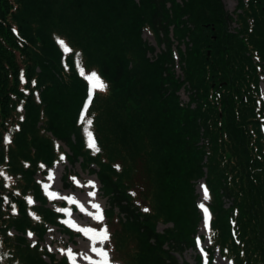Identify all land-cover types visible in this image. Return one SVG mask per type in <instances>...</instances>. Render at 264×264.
I'll use <instances>...</instances> for the list:
<instances>
[{"label": "trees", "instance_id": "trees-1", "mask_svg": "<svg viewBox=\"0 0 264 264\" xmlns=\"http://www.w3.org/2000/svg\"><path fill=\"white\" fill-rule=\"evenodd\" d=\"M236 2L0 0V264H70L44 236H75L72 206L36 180L62 156L97 177L124 264H191L201 179L208 264H264V0Z\"/></svg>", "mask_w": 264, "mask_h": 264}, {"label": "rangeland", "instance_id": "rangeland-1", "mask_svg": "<svg viewBox=\"0 0 264 264\" xmlns=\"http://www.w3.org/2000/svg\"><path fill=\"white\" fill-rule=\"evenodd\" d=\"M222 1L226 10L231 12L235 9L236 0ZM143 37L150 44L156 46L153 38L148 33L144 32ZM179 71L177 69V72ZM259 86L261 94L264 95L263 74L259 76ZM180 98L184 102L187 101V93L181 90ZM89 143L91 145L94 144L91 137ZM64 148L68 150L67 147L64 146ZM55 168L57 170L53 171ZM69 171L75 172L77 176L72 175V184L66 187L63 176ZM36 180L43 185V189L52 195L55 201H65L67 203L66 207L72 206L63 209L62 223L66 227L73 229L76 234L70 238L61 228L59 229L57 226L49 227L47 234L44 236V241L50 247L52 253L56 254L58 258L62 256L68 257L70 264H100L99 262L102 260V257L98 255V252L103 255V252L106 251L108 253L109 264H124L119 258L113 255L114 252L112 251L110 238L107 241H102L98 238L105 228L109 234L107 227L109 223L104 214V211L108 207V200L102 193L100 183L94 174L83 172L78 163L70 164L62 156L61 161H57L48 170V174L43 175L37 173ZM195 188L198 194L197 203L202 215V220L195 235L198 244L197 249L187 248L182 254H177L176 256L180 261L184 259L194 264L196 253H198L204 260V264H208L205 257V250L209 247V238L206 225V213L203 208V204H206L208 200L204 194L203 179L197 182ZM98 216H102V219H97ZM164 227L165 225L161 223L157 226L159 231ZM28 240L33 241L35 237L31 236ZM88 250L89 253H87ZM92 250L98 252L93 254ZM90 253L93 256H90ZM213 257V264H227L226 259L219 254L218 250L214 252Z\"/></svg>", "mask_w": 264, "mask_h": 264}, {"label": "snow or ice", "instance_id": "snow-or-ice-1", "mask_svg": "<svg viewBox=\"0 0 264 264\" xmlns=\"http://www.w3.org/2000/svg\"><path fill=\"white\" fill-rule=\"evenodd\" d=\"M61 43H63V42L61 41ZM92 76H93V78H95L94 87H96V88H98L100 90H103V89L106 88V85L103 84V82H101L98 77H95V74L94 73L92 74ZM88 123H91V121H88ZM92 146L94 147V144ZM2 174L3 173H0V175H2ZM206 195H207V193H206V190H205V197H206ZM29 202H31L30 198H29ZM145 211H147V209H145ZM97 219H102V216H98ZM98 238L100 240H102V241L109 240L110 237H109V234H108L106 228L103 230V232L100 234V236ZM103 255L105 257V264H109V261H108V253L106 251H104L103 252Z\"/></svg>", "mask_w": 264, "mask_h": 264}, {"label": "bare ground", "instance_id": "bare-ground-1", "mask_svg": "<svg viewBox=\"0 0 264 264\" xmlns=\"http://www.w3.org/2000/svg\"><path fill=\"white\" fill-rule=\"evenodd\" d=\"M56 170H57V168H55L53 171H56ZM53 173H55V172H53ZM92 252H93V254H96L98 251L92 250ZM87 253H89V250ZM93 254L90 253V256H93ZM98 255H100L102 257V260L99 263L105 264V257L102 255V253L100 254V252H98ZM108 261H109V259H108Z\"/></svg>", "mask_w": 264, "mask_h": 264}]
</instances>
